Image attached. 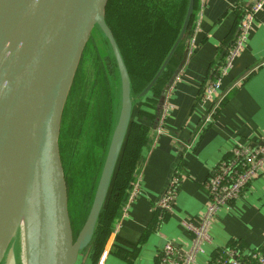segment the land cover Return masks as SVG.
Segmentation results:
<instances>
[{"label":"water","instance_id":"obj_1","mask_svg":"<svg viewBox=\"0 0 264 264\" xmlns=\"http://www.w3.org/2000/svg\"><path fill=\"white\" fill-rule=\"evenodd\" d=\"M108 1L0 0V264H17L18 235L11 234L22 207L24 264H77L91 249L138 105L182 43L194 12V0H187L173 43L151 80L133 96L128 70L105 20ZM91 37L104 45L103 52L114 64V116L91 206L74 238L59 133L65 102Z\"/></svg>","mask_w":264,"mask_h":264},{"label":"crops","instance_id":"obj_2","mask_svg":"<svg viewBox=\"0 0 264 264\" xmlns=\"http://www.w3.org/2000/svg\"><path fill=\"white\" fill-rule=\"evenodd\" d=\"M252 2L203 0L198 17L197 3L183 43L181 58L189 48L183 64L179 69L177 64L176 76L163 87L161 97L155 98L158 109L145 105L150 92L138 105L130 128V133L135 123L147 128L137 171L140 192L123 217L112 224L97 261H93L92 246L77 264H160L159 254L167 242L181 253L192 237L182 221L197 220L203 214L212 167L233 145L254 146L264 141V3L242 52L221 80L217 95H224L222 103L213 120L202 124L210 105L203 98L205 87ZM164 97L163 132L155 134ZM175 172L180 177L176 195L170 211L161 214L156 205ZM156 209L160 221L155 219ZM208 232L210 241L201 244L198 264H210L218 251L229 247L246 256L264 243V167L237 198L219 209Z\"/></svg>","mask_w":264,"mask_h":264},{"label":"trees","instance_id":"obj_3","mask_svg":"<svg viewBox=\"0 0 264 264\" xmlns=\"http://www.w3.org/2000/svg\"><path fill=\"white\" fill-rule=\"evenodd\" d=\"M197 3L198 0H194V12L189 25L193 23ZM186 5L187 0L108 1L105 8V20L119 46L131 79V87L134 93H139L145 87L160 65L178 33ZM188 31L189 27L182 43L166 66L165 71L151 89V96L147 99L145 105L153 106L156 110L158 109L156 105L158 102H156L155 98L161 97L163 87L171 78L180 59H182L183 43L187 37ZM107 77L110 79L109 75ZM109 84L111 87L110 81ZM109 98L110 103L113 102V97L109 96ZM144 116L151 119L155 117L148 115ZM109 129L110 126L108 128V133ZM146 130V126L136 123L132 126L110 200L106 208L100 211L95 226L93 234L94 262L99 258L105 242L113 230V221L119 216L121 206L126 200L127 192L134 181L133 174L135 172L137 173L139 170V165L141 164V149L145 145L147 139ZM105 144L106 142L103 144V148ZM229 155L230 153L227 151L225 157H229ZM71 186L70 180L67 181L68 193L71 190ZM158 210L155 219L160 221L162 217ZM164 214L166 215V213ZM228 249L233 248L229 247L223 249V251H218V253L212 257L210 264H220L218 260L222 258L223 252ZM233 250L236 251V249ZM236 257L244 261L246 260L245 258H248V255L241 257L237 253Z\"/></svg>","mask_w":264,"mask_h":264},{"label":"built area","instance_id":"obj_4","mask_svg":"<svg viewBox=\"0 0 264 264\" xmlns=\"http://www.w3.org/2000/svg\"><path fill=\"white\" fill-rule=\"evenodd\" d=\"M264 0H253L244 11L238 23L237 33L232 43L225 49L219 64L213 72L212 80L204 90L203 98L209 102L202 124L213 120L214 114L223 101L224 95H217L221 80L232 65L234 59L242 52L247 37L252 29L258 11L262 8ZM203 0H198L197 17L201 13ZM170 90V88H169ZM166 107V97L162 101V111L157 118L155 134L163 132V120ZM229 157L225 155L212 167V171L206 183L207 202L203 214L197 220L185 219L182 221L186 229L192 234L190 245L181 253L169 242L165 243L159 254L161 264H198L196 255L201 250L203 242L210 241L208 227L223 205L237 198L242 190L256 177L258 171L264 167V141L254 146L233 145L228 150ZM140 172L134 176V181L127 192V197L121 206L118 218L123 217L130 203L140 192ZM179 175L175 172L164 188L156 207L164 214L169 212L176 195L179 183ZM237 251L228 249L223 252L220 264H264V243L252 249L246 260L238 259ZM242 257V256H241ZM244 257V256H243ZM240 258V257H239Z\"/></svg>","mask_w":264,"mask_h":264},{"label":"rangeland","instance_id":"obj_5","mask_svg":"<svg viewBox=\"0 0 264 264\" xmlns=\"http://www.w3.org/2000/svg\"><path fill=\"white\" fill-rule=\"evenodd\" d=\"M100 43L98 45L97 41L91 37L86 44L77 75L64 106L59 137L65 174L67 181L70 180L72 185L67 195L69 219L74 238L82 227L91 206L94 186L105 153L107 135H109L108 128L111 127L114 116V104L110 103L109 98V96L113 97L112 89L107 77L109 75L113 77V80L115 79L114 69H110L114 64L103 52L104 45ZM136 94L138 93L132 91L133 96ZM105 142V147L101 148L100 144ZM14 253L17 264H24L23 244L19 245L18 240L14 245Z\"/></svg>","mask_w":264,"mask_h":264},{"label":"bare ground","instance_id":"obj_6","mask_svg":"<svg viewBox=\"0 0 264 264\" xmlns=\"http://www.w3.org/2000/svg\"><path fill=\"white\" fill-rule=\"evenodd\" d=\"M25 218H26L25 209L22 207L19 210V212H18V215H17L16 220H15L16 222H15V225H14V230H13V232L11 234V236L18 235V244L19 245H22L23 244V239H24V234H25V228H26Z\"/></svg>","mask_w":264,"mask_h":264},{"label":"flooded vegetation","instance_id":"obj_7","mask_svg":"<svg viewBox=\"0 0 264 264\" xmlns=\"http://www.w3.org/2000/svg\"><path fill=\"white\" fill-rule=\"evenodd\" d=\"M82 56H83V54H82ZM81 59H82V57H81ZM81 59H80V62H81ZM109 60V59H108ZM80 62H79V65H80ZM79 65H78V68H77V71H76V74H75V77H76V75H77V72H78V69H79ZM110 69H113V67L111 68L110 67ZM75 77H74V80H75ZM110 77V76H109ZM96 79V78H95ZM74 80H73V83H74ZM109 81H110V83H111V89H112V84H113V77L111 76L110 77V79H109ZM73 83H72V85H73ZM93 84H94V82H93ZM71 89H72V86H71V88H70V91H71ZM69 91V92H70ZM111 94H112V92H111ZM69 95V94H68ZM68 97V96H67ZM66 101H67V99H66ZM65 104H66V102H65ZM63 113H64V109H63ZM62 113V118H61V123H62V119H63V114ZM61 128H62V124H61V126H60V130H61ZM59 137H60V133H59ZM100 147L101 148H103V143H101L100 144ZM59 149H60V141H59ZM60 157H61V162H62V167H63V171H64V177H65V181L67 180V177H66V171H65V166L63 165V154H62V152H61V150H60ZM66 185H67V181H66Z\"/></svg>","mask_w":264,"mask_h":264}]
</instances>
